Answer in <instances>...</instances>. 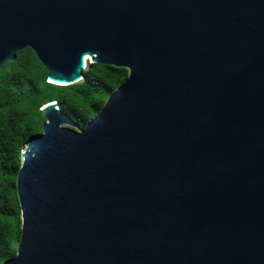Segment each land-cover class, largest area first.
<instances>
[{"label": "water", "instance_id": "water-1", "mask_svg": "<svg viewBox=\"0 0 264 264\" xmlns=\"http://www.w3.org/2000/svg\"><path fill=\"white\" fill-rule=\"evenodd\" d=\"M126 81L85 129L42 108L4 264H264V0H0V71Z\"/></svg>", "mask_w": 264, "mask_h": 264}, {"label": "trees", "instance_id": "trees-1", "mask_svg": "<svg viewBox=\"0 0 264 264\" xmlns=\"http://www.w3.org/2000/svg\"><path fill=\"white\" fill-rule=\"evenodd\" d=\"M124 68L93 64L84 81L71 86L48 82V71L34 51L17 53L0 71V264L16 256L21 240L17 177L27 139L43 133L42 108L57 102L78 129L99 115L113 92L128 78Z\"/></svg>", "mask_w": 264, "mask_h": 264}, {"label": "rangeland", "instance_id": "rangeland-1", "mask_svg": "<svg viewBox=\"0 0 264 264\" xmlns=\"http://www.w3.org/2000/svg\"><path fill=\"white\" fill-rule=\"evenodd\" d=\"M87 69H88V67H87Z\"/></svg>", "mask_w": 264, "mask_h": 264}]
</instances>
